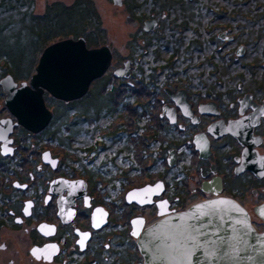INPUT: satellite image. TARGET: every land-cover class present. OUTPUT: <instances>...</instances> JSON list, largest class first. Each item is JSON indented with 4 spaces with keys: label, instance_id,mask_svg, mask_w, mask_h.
Returning a JSON list of instances; mask_svg holds the SVG:
<instances>
[{
    "label": "flooded vegetation",
    "instance_id": "1",
    "mask_svg": "<svg viewBox=\"0 0 264 264\" xmlns=\"http://www.w3.org/2000/svg\"><path fill=\"white\" fill-rule=\"evenodd\" d=\"M199 1L121 0L115 6H124L126 24L139 32L131 34L128 54L103 45L110 65L77 99L53 97L54 105L44 91L50 115L40 130L17 123L0 84V264H143L134 218L145 228L159 211L215 198L238 203L264 232L254 212L264 204V0L237 3L238 19L228 18L225 26H233L216 35L225 49L215 52L208 0L203 13ZM201 19L205 49L191 36ZM164 25H175L177 34L164 38ZM212 53L225 64L188 65L190 55ZM140 57L187 60L146 70L138 69ZM116 58L123 59L112 67ZM21 60L13 57L0 81L10 75L16 87L29 86L33 74L17 80L29 69ZM124 62L128 76H115Z\"/></svg>",
    "mask_w": 264,
    "mask_h": 264
},
{
    "label": "water",
    "instance_id": "2",
    "mask_svg": "<svg viewBox=\"0 0 264 264\" xmlns=\"http://www.w3.org/2000/svg\"><path fill=\"white\" fill-rule=\"evenodd\" d=\"M114 5L121 6V0H112ZM152 25L145 24L148 30ZM220 39H225L223 35ZM112 54L110 48L101 46L87 49L84 38H72L54 42L44 48L35 69L30 77L29 86L23 82L16 87L10 75H6L0 84L7 96L6 106L11 114L16 116L18 124L28 130L42 129L48 119L49 112L44 106L42 93L59 100H73L81 97L87 90L88 84L101 77L108 66ZM129 62L115 69L117 77H127ZM221 201L227 203L221 204ZM264 204L255 209V214L264 221L259 210ZM241 210L246 216L241 215ZM159 219L143 228V218L137 217L131 221V235L135 239L136 247L143 259V264H183L179 258L183 246L194 251L192 264H209L205 259V251L193 248L191 226L203 225V231H218V236L210 239L223 245V255L217 256L211 264H264V232H257L252 226L249 214L235 201L228 198H215L197 203L185 211L166 214L159 211ZM244 220L250 225L251 233L244 237V241L234 237L244 236L248 231L237 221ZM142 221V223H140ZM136 222V223H133ZM210 222V226H209ZM136 232L137 235H133ZM196 236L195 243L203 244L208 236ZM227 241V244H224ZM239 246L238 255L232 245ZM157 245H162L158 250ZM171 245V247H168ZM212 245H208L211 247ZM200 258L198 261L197 258Z\"/></svg>",
    "mask_w": 264,
    "mask_h": 264
},
{
    "label": "rangeland",
    "instance_id": "3",
    "mask_svg": "<svg viewBox=\"0 0 264 264\" xmlns=\"http://www.w3.org/2000/svg\"><path fill=\"white\" fill-rule=\"evenodd\" d=\"M240 1L208 0L210 8L208 13L212 14V21L208 24L207 29H210L208 36H212L213 39L209 50L215 52L225 49L224 41L218 39L216 35L223 32L226 27L233 26L230 24L225 26V21L228 18L238 19L239 16L235 12L237 3ZM204 2L205 0H200L196 5L200 13L205 10L206 3ZM3 4V9H0V70L4 73H0V77L11 71L10 67L8 69L6 67L10 66L13 57L22 56L20 64L28 65L29 69L21 71L22 74L18 76V73L15 74L18 82L29 81L30 75L34 73L35 59L40 56L44 47L54 42L80 37L85 39L88 47L112 45L114 51L117 49L120 52L118 55H127L129 51L127 43L131 34L139 33L126 24L125 16L128 11L124 6L118 8L110 0H32L31 6L25 4L24 0H5ZM170 8H172L170 12L175 13L173 6ZM138 11L136 10V12ZM203 22L206 23L204 19L197 22L196 32L191 35L200 41L197 43L200 45L208 44L206 38L201 40L199 32ZM234 22L232 23L234 24ZM234 28L237 30L238 25ZM232 30L234 29L231 28ZM187 31L188 29L181 36L185 37L188 34ZM205 31H207L206 28ZM162 34L164 38L174 37L177 34L175 25H164ZM202 49H205V45H202ZM191 55L188 65L194 63L198 65L199 62H202L203 66L205 61L210 67H221L225 64V56L219 54L212 53L209 57L198 55L196 58ZM121 59L123 58H118V60L116 58L117 62L114 60L112 67L118 65ZM186 60L181 57H140L137 64L138 69L148 70L152 66L162 65L164 62L167 66H182L186 64ZM198 66L200 67V65ZM52 98L47 94V99L55 105Z\"/></svg>",
    "mask_w": 264,
    "mask_h": 264
},
{
    "label": "snow or ice",
    "instance_id": "4",
    "mask_svg": "<svg viewBox=\"0 0 264 264\" xmlns=\"http://www.w3.org/2000/svg\"><path fill=\"white\" fill-rule=\"evenodd\" d=\"M0 138H2V137H0ZM8 151H10V150H8ZM220 203L224 204L227 202L221 201ZM30 206L31 205H29V207ZM259 214L264 216V209H260ZM241 215L246 216V213H243V211L241 210ZM133 223H136V222H133ZM140 223H142V221ZM237 223H240L242 225V227L247 228L248 231L244 233V236L237 235V237H234V239L239 240V241H244V237L248 236L251 233L250 225H248L247 222L244 220L237 221ZM209 226H210V222H209ZM202 229H203V225H201V226L192 225L191 226V233H195L196 235H199V236H208L209 237V239L207 241H205L203 244L195 243L196 236L191 235V233L189 235L191 236V239L194 242L193 248H198V249L204 250L205 251V259H207L209 261V264H211V261L215 260L218 256V254L219 255L224 254L223 251H221V248L223 247V245H218L216 241L210 239L211 236H218L219 235L218 231L208 232V231H203ZM52 231H54V229H52ZM133 235H137V233L133 232ZM86 238L87 237L85 236V239ZM81 243H83V242H81ZM224 244H227V241H224ZM208 245H212V246L208 247ZM52 247H54V246H52ZM161 247H162V245L156 246V248L158 250ZM168 247H171V245H169ZM232 247H233L234 252H236V254L238 255L239 250H240L239 246L234 244V245H232ZM33 254L36 255L37 259L40 258L39 257V250L34 249ZM193 255H194V251L192 249L188 248L187 245H184L183 250L181 251L179 258L183 261V264H192L191 257ZM197 260L199 261L200 258L198 257Z\"/></svg>",
    "mask_w": 264,
    "mask_h": 264
}]
</instances>
